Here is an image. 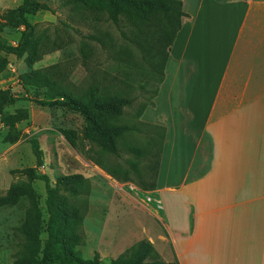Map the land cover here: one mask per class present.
<instances>
[{"label":"crops","instance_id":"crops-1","mask_svg":"<svg viewBox=\"0 0 264 264\" xmlns=\"http://www.w3.org/2000/svg\"><path fill=\"white\" fill-rule=\"evenodd\" d=\"M154 106L176 264H264V0H180Z\"/></svg>","mask_w":264,"mask_h":264},{"label":"rangeland","instance_id":"rangeland-1","mask_svg":"<svg viewBox=\"0 0 264 264\" xmlns=\"http://www.w3.org/2000/svg\"><path fill=\"white\" fill-rule=\"evenodd\" d=\"M38 1L47 4L51 11L29 16V21L36 27V37L46 46L45 55L32 69L58 66L65 82L81 91L95 82L107 85L110 90L127 91L133 103L125 109L122 123L139 124L140 131L125 138L118 155H101L100 148L83 137L86 123L80 113L63 107H43L35 102L43 98L41 92L24 86L19 80L31 68L25 57L10 55L9 66L0 75V87L10 89L17 98L7 111L18 120L16 127L21 138L11 143L7 137L8 128L0 123V196H4L12 184L25 180L15 171L36 166L30 143L31 138H36L43 154L40 174L47 175L53 183L58 177L70 174H83L90 182L91 195L87 198L88 211L82 225L84 243L79 247L84 259H91L98 253L101 263L109 264L135 245L147 241L161 261L176 264L155 190H144L140 177L132 171L134 165L144 171L150 163L157 162L162 140L149 145L156 129L140 125L141 121L137 119L140 108L152 103L157 83L149 76L146 61L142 60L138 49L127 40L131 29L124 21L118 26L113 24L107 15L73 11L71 7L63 6V0ZM22 2L0 0V24L1 16ZM19 37L17 30L5 28L0 31L4 43L15 44ZM124 46L134 52V64L130 67L120 61L117 53ZM83 48L89 53L87 59L82 54ZM67 131L77 132L75 145L64 135ZM127 145L150 147L153 156L138 159L128 152ZM90 157L104 159L112 166H122L130 171V181L108 175ZM142 174L143 184L151 185L153 174L149 175L147 170ZM32 185L43 207L44 184L37 181ZM23 213V207L0 209V264H14L18 251L16 228Z\"/></svg>","mask_w":264,"mask_h":264},{"label":"trees","instance_id":"trees-1","mask_svg":"<svg viewBox=\"0 0 264 264\" xmlns=\"http://www.w3.org/2000/svg\"><path fill=\"white\" fill-rule=\"evenodd\" d=\"M63 6L73 11L107 15L115 25L125 22L130 28L127 40L140 52L142 60L148 66V73L156 80L152 103L143 105L137 114L141 118L145 109L154 106V99L165 78V66L169 52L181 30L182 19L187 15L180 0H63ZM41 11H51L50 7L38 0H23L15 9L6 11L2 16L0 31L5 28L17 30L20 37L15 44H8L0 38V75L9 66L8 56L25 57L31 68L19 78L21 84L41 92V100L35 102L43 107H63L80 113L85 120L86 129L83 137L100 148L101 155H118L120 145L129 135L139 132V124H124V111L133 103L125 90H111L103 83L95 82L88 89L81 91L75 85L65 82L58 66L43 69H32L33 65L45 55L46 46L36 37V27L29 21ZM117 53L120 61L130 67L134 64V52L129 46L121 47ZM85 59L89 56L82 50ZM111 87H116L112 85ZM17 101L10 89L0 87V123L8 128V140L11 143L21 138L17 129V119L10 115L7 108ZM141 121V120H140ZM156 129L155 137L149 145L162 140L157 162L149 164L145 170L153 174L151 185H144L142 169L134 165L135 173L140 177L144 190H155L157 184L160 157L165 138V128L139 122ZM67 140L75 145L77 132L64 133ZM32 152L36 166L15 171L25 180L12 184L4 196H0V209L24 208V213L16 234L18 251L14 264H103L95 253L91 259L82 257L79 247L84 243L82 225L88 211V197L91 195L89 180L83 174L60 176L53 183L45 174L39 173L43 167V154L40 143L31 138ZM128 152L145 159L153 156L151 148L127 145ZM90 159L107 172L108 175L130 181V171L120 165L112 166L104 159ZM146 177V176H145ZM42 182L45 188L44 206L34 182ZM109 264H166L161 261L152 244L147 241L135 245L124 255L112 260Z\"/></svg>","mask_w":264,"mask_h":264}]
</instances>
